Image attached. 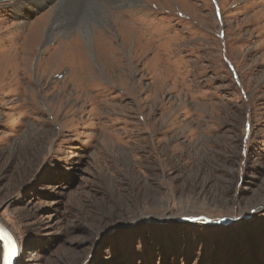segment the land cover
I'll use <instances>...</instances> for the list:
<instances>
[{"label": "rangeland", "instance_id": "rangeland-1", "mask_svg": "<svg viewBox=\"0 0 264 264\" xmlns=\"http://www.w3.org/2000/svg\"><path fill=\"white\" fill-rule=\"evenodd\" d=\"M14 1L0 222L19 264H264V0H97L89 33L51 38L57 0Z\"/></svg>", "mask_w": 264, "mask_h": 264}, {"label": "bare ground", "instance_id": "bare-ground-1", "mask_svg": "<svg viewBox=\"0 0 264 264\" xmlns=\"http://www.w3.org/2000/svg\"><path fill=\"white\" fill-rule=\"evenodd\" d=\"M15 1L13 2L12 5H15L14 7H16L17 9L21 8V4L23 3L22 0H17L16 2ZM123 1H125V2L129 1L128 3H135V5L138 4V2H136V0H123ZM85 2H86V0L85 1H83V0H63V1L57 0L55 2V7L57 6L56 11H55L56 16H55L53 24L50 25V28L46 33V38H51L53 36L54 31L58 30L60 25L63 26V23H62L63 20H65L64 22H68V23H70V25H72V27H69L66 29L71 30V29H76L77 27H79L78 29L82 33V35L89 33V31L91 30V27H93V24H91V20L97 21V19H98L97 15H99L100 13L104 14L106 12V9H103L104 6L102 4H100L97 0H92L91 2H88L87 8L85 9V7H84ZM127 6H129V5H127ZM133 7H135V6H133ZM81 14H82V16H80ZM66 16H70L71 20L69 18H67ZM80 17H83V18L80 19ZM77 36L79 37V35H77ZM75 39L77 40L78 38H75ZM72 42H74V40Z\"/></svg>", "mask_w": 264, "mask_h": 264}, {"label": "snow or ice", "instance_id": "snow-or-ice-1", "mask_svg": "<svg viewBox=\"0 0 264 264\" xmlns=\"http://www.w3.org/2000/svg\"><path fill=\"white\" fill-rule=\"evenodd\" d=\"M62 178V176L54 174L52 180L53 182H58L59 179ZM0 240L4 242V264H13V257L16 255L17 252L15 241L13 240L10 234L5 232L3 228H0Z\"/></svg>", "mask_w": 264, "mask_h": 264}, {"label": "water", "instance_id": "water-1", "mask_svg": "<svg viewBox=\"0 0 264 264\" xmlns=\"http://www.w3.org/2000/svg\"><path fill=\"white\" fill-rule=\"evenodd\" d=\"M0 228H3L5 230V232H7L8 234H10L12 236L13 240L15 241L17 252H16V255L13 257V264H19V258H20L21 250H20V245L18 243L17 237L5 225H2L1 222H0ZM0 244H1V247H2V257H1V263L0 264H4V261H3L4 242L2 240H0Z\"/></svg>", "mask_w": 264, "mask_h": 264}]
</instances>
